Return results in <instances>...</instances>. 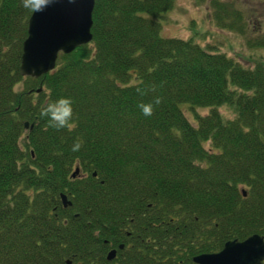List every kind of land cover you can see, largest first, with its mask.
Segmentation results:
<instances>
[{
	"label": "trees",
	"instance_id": "obj_1",
	"mask_svg": "<svg viewBox=\"0 0 264 264\" xmlns=\"http://www.w3.org/2000/svg\"><path fill=\"white\" fill-rule=\"evenodd\" d=\"M173 4L94 0L92 39L35 77L19 73L32 9L0 0V264H197L264 235V61L163 35L148 14ZM62 97L57 129L40 111Z\"/></svg>",
	"mask_w": 264,
	"mask_h": 264
},
{
	"label": "water",
	"instance_id": "obj_2",
	"mask_svg": "<svg viewBox=\"0 0 264 264\" xmlns=\"http://www.w3.org/2000/svg\"><path fill=\"white\" fill-rule=\"evenodd\" d=\"M94 0H43L32 9L27 26V35L22 42L19 64L21 75L39 76L53 69L58 53L69 52L79 44L92 39V10ZM41 85L35 90L40 91ZM29 121H24V127ZM34 121L30 123L32 127ZM79 172L76 167L71 175ZM95 174V171H93ZM246 195V189H242ZM63 205L71 203L68 196L61 192ZM122 246V243L119 245ZM116 254L111 248L107 259ZM264 258V235L253 232L242 239H227L216 251L199 252L192 256L197 264H259ZM67 264L71 259L67 258Z\"/></svg>",
	"mask_w": 264,
	"mask_h": 264
},
{
	"label": "rangeland",
	"instance_id": "obj_3",
	"mask_svg": "<svg viewBox=\"0 0 264 264\" xmlns=\"http://www.w3.org/2000/svg\"><path fill=\"white\" fill-rule=\"evenodd\" d=\"M148 16L160 22L163 35H192L201 44L224 51L245 65L264 61V0H174L173 7L162 16ZM231 22L235 25L228 26ZM21 86L22 82L16 84V88ZM180 105L192 120L187 102ZM224 105L219 106L220 111L232 116ZM198 110L205 113L209 108L198 106Z\"/></svg>",
	"mask_w": 264,
	"mask_h": 264
},
{
	"label": "clouds",
	"instance_id": "obj_4",
	"mask_svg": "<svg viewBox=\"0 0 264 264\" xmlns=\"http://www.w3.org/2000/svg\"><path fill=\"white\" fill-rule=\"evenodd\" d=\"M43 0H22L23 6L30 9H36ZM159 103V99L155 101ZM142 111L145 115L152 114V106L142 105ZM41 117H46L49 120L50 126L59 128H66L70 126L73 110L72 101L70 98L62 97L57 101L47 103L40 111ZM79 144L75 146L78 148Z\"/></svg>",
	"mask_w": 264,
	"mask_h": 264
}]
</instances>
